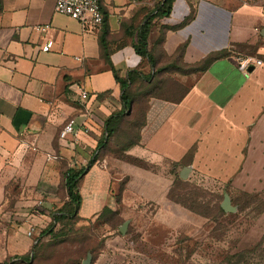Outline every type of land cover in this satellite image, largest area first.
<instances>
[{
  "label": "crops",
  "instance_id": "obj_1",
  "mask_svg": "<svg viewBox=\"0 0 264 264\" xmlns=\"http://www.w3.org/2000/svg\"><path fill=\"white\" fill-rule=\"evenodd\" d=\"M54 2L0 0V203L11 184L21 211L33 198L56 199L61 172L84 167L95 154L78 181L79 217L106 202L112 173L120 172L109 165L122 163L147 183L152 172L109 155L107 143L97 148L110 115L109 138H132L122 147L132 159L167 161L219 181L264 171V0H171L168 14L150 21L146 50L154 66L135 52V29L161 0H99L95 32L55 13ZM44 24V32L33 28ZM45 40L51 47L43 52ZM243 57L259 63L239 70ZM111 69L132 76L128 107ZM124 116L130 135L117 128ZM69 119L72 133L58 138ZM39 216L24 217L9 236L13 254L29 249L25 231Z\"/></svg>",
  "mask_w": 264,
  "mask_h": 264
},
{
  "label": "rangeland",
  "instance_id": "obj_2",
  "mask_svg": "<svg viewBox=\"0 0 264 264\" xmlns=\"http://www.w3.org/2000/svg\"><path fill=\"white\" fill-rule=\"evenodd\" d=\"M117 128L130 135L132 124L124 116ZM107 141L109 155L149 170L152 179L143 183L130 177L122 163L109 165L120 172L112 173L115 179L107 186L104 205L88 217L58 219L51 227L52 212L67 209L60 176L55 180L56 199L33 198L25 211L15 207L12 194L17 191L7 185V201L0 203V262L81 264L88 254V264H264V171H244V176L219 181L189 170L181 178V168L173 163L124 155L122 147L132 138ZM224 195L231 211L221 208ZM36 212L41 215L36 224H28L39 238L20 254L26 261L19 262L18 254L6 247L9 236L16 235L24 217ZM45 228L49 231L39 232Z\"/></svg>",
  "mask_w": 264,
  "mask_h": 264
},
{
  "label": "trees",
  "instance_id": "obj_3",
  "mask_svg": "<svg viewBox=\"0 0 264 264\" xmlns=\"http://www.w3.org/2000/svg\"><path fill=\"white\" fill-rule=\"evenodd\" d=\"M170 2L171 0H161L159 4H157L154 8L153 13H147L144 15L142 22L137 26L135 29V43H134V49L135 52L141 56H143L146 60V62L150 66H154V60L151 54L146 50V37L149 31L150 27V21L153 18L156 17H162L168 14L169 8H170ZM224 53H216L215 57L222 56ZM213 58V57H211ZM211 58H208L204 60V63H207ZM112 70V69H111ZM160 70V69H159ZM113 77L115 81H117L122 89L120 94V100L123 103L124 106H129V98H128V84L132 82V76L130 72L127 73L125 77H118L114 70H112ZM122 116V115H121ZM116 118V117H115ZM105 124V134L97 141V148L104 147L106 145L107 138L110 137L111 133L113 132V125H114V118L113 115H110L107 119L104 120ZM96 158V154L87 161L86 165L81 168H73L68 167L64 171L61 172L60 179L62 181V186L65 189L66 197L67 199L64 201L66 202L67 209H57L55 212H52L51 214V220H50V226L53 225V223L62 218H72L75 215H77V210L80 206L81 197L79 195L78 191V181L80 177L87 171V169L90 167L94 159ZM38 213V212H36ZM78 216V215H77ZM79 217V216H78ZM49 231L48 228L43 229L39 232H46ZM40 233H37V235L33 239H31L30 248L36 244ZM14 256V255H12ZM15 257V256H14ZM15 258L18 259L19 262H25L26 256L24 255H17ZM0 264H7V262H0Z\"/></svg>",
  "mask_w": 264,
  "mask_h": 264
},
{
  "label": "built area",
  "instance_id": "obj_4",
  "mask_svg": "<svg viewBox=\"0 0 264 264\" xmlns=\"http://www.w3.org/2000/svg\"><path fill=\"white\" fill-rule=\"evenodd\" d=\"M53 11L58 14H63L71 19L77 21L81 29L85 32H95L99 29L102 22V13L99 5V0H55L53 5ZM33 28L37 31L44 32L49 28V25H35ZM51 47V41L45 40L39 46L41 51H48ZM259 61H251L248 57H243L238 59L237 68L239 70H245L248 65L258 64ZM84 96V93L81 92V97ZM72 124L73 120H67L58 131V138H65L66 135L72 133ZM40 201H38V204ZM35 228L29 224L25 234L30 239H33L37 233H33Z\"/></svg>",
  "mask_w": 264,
  "mask_h": 264
},
{
  "label": "water",
  "instance_id": "obj_5",
  "mask_svg": "<svg viewBox=\"0 0 264 264\" xmlns=\"http://www.w3.org/2000/svg\"><path fill=\"white\" fill-rule=\"evenodd\" d=\"M250 68H251V65H248L247 66V70H249ZM186 171H187L186 168H182L179 171V177L184 178L186 176ZM221 208L224 211H231L232 210V207L229 205V201H228L227 195L223 196V199H222V202H221ZM119 231H122V227H120ZM88 261H89V255L86 254L85 258L81 261V264H88Z\"/></svg>",
  "mask_w": 264,
  "mask_h": 264
}]
</instances>
